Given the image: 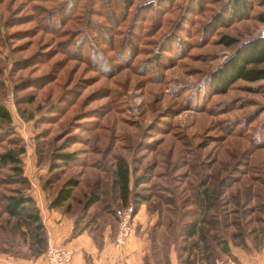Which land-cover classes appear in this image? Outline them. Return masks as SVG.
Segmentation results:
<instances>
[{
	"label": "rangeland",
	"instance_id": "1",
	"mask_svg": "<svg viewBox=\"0 0 264 264\" xmlns=\"http://www.w3.org/2000/svg\"><path fill=\"white\" fill-rule=\"evenodd\" d=\"M222 4L0 0V102L14 133L0 130V153L12 148L11 137L22 139L30 192L58 177L45 199L78 179L58 208L75 232L113 236L116 211L132 205L131 234L151 237L161 261L173 247L184 264L190 256L194 264H242L241 252L264 264V80L209 88L235 49L219 44L220 35L259 36L263 7L205 33ZM57 153L74 161L59 163ZM119 159L129 168L126 198L114 182ZM52 162L59 166L49 172ZM11 174L0 169V264H32L49 241H34L3 212L5 197L21 187L8 182ZM195 218L203 221L185 237Z\"/></svg>",
	"mask_w": 264,
	"mask_h": 264
},
{
	"label": "trees",
	"instance_id": "2",
	"mask_svg": "<svg viewBox=\"0 0 264 264\" xmlns=\"http://www.w3.org/2000/svg\"><path fill=\"white\" fill-rule=\"evenodd\" d=\"M174 0H159V2L172 3ZM194 4L200 3L201 0H193ZM255 5L263 7L262 11L255 14V19L264 23V0H223L222 7L213 15V17L205 24L203 31L211 33L216 31L219 27H228L238 20L250 17ZM152 8V6H150ZM77 37V36H76ZM75 37V38H76ZM218 43L226 47L235 46L234 52L230 58L217 70L211 78L209 88L213 92H226L236 81L244 80L246 82L254 83L264 80V37L259 35L239 41L237 38L221 34ZM11 115L5 105L0 102V130L5 135H12L10 127ZM10 143L12 148L0 153V169L8 168L12 174L7 177L8 182L19 184L21 187L14 189V194L5 197L3 204V212L11 217L20 219V223L26 225L33 239L37 240L40 236L39 242L44 246L49 239L48 230L42 222L39 210L35 199L28 193L30 188V181L24 174L23 160L21 155L25 152V145L21 138L11 137ZM38 162L42 161V149H38ZM54 160L59 163L68 164L74 161V155L71 153H57L54 155ZM59 163L52 162L49 166V172L59 166ZM42 184L43 190L47 191L48 184L57 180V175H53ZM115 184L119 192L124 198L129 194V168L123 159H119L116 163L115 170ZM79 184L77 178L67 179L58 190L49 197L48 207L59 208L66 203L72 196L73 188ZM97 201V198L92 196L84 208ZM69 206H67L68 208ZM205 212V211H203ZM202 212V214H203ZM202 219L195 218L193 221L186 224L184 228V236L191 237L196 233ZM87 228V227H84ZM83 229V228H81ZM80 230V229H79ZM224 249L229 253L227 246ZM188 264H194L192 259L187 257Z\"/></svg>",
	"mask_w": 264,
	"mask_h": 264
},
{
	"label": "crops",
	"instance_id": "3",
	"mask_svg": "<svg viewBox=\"0 0 264 264\" xmlns=\"http://www.w3.org/2000/svg\"><path fill=\"white\" fill-rule=\"evenodd\" d=\"M30 184L34 185L31 180ZM30 193L38 208L40 206L43 210L40 216L48 230V241L71 248L73 251L71 264H184L182 256L173 247L166 251L164 261H161L160 252L156 247L154 248L152 238L145 233L131 234L126 245L119 250L113 245L114 235L106 231L98 235L89 233L88 228L75 232L72 217L59 211L58 208H49L45 192L41 188ZM239 254L242 264H259L250 254L245 252ZM197 258L195 264H204L199 263ZM221 262L223 261L215 260V264Z\"/></svg>",
	"mask_w": 264,
	"mask_h": 264
},
{
	"label": "built area",
	"instance_id": "4",
	"mask_svg": "<svg viewBox=\"0 0 264 264\" xmlns=\"http://www.w3.org/2000/svg\"><path fill=\"white\" fill-rule=\"evenodd\" d=\"M135 212L132 205L124 209L116 211L117 226L114 235L113 245L121 250L130 237L133 228ZM73 251L71 248L61 244L49 242L43 254L32 264H71ZM219 264H235L231 260L229 262H221Z\"/></svg>",
	"mask_w": 264,
	"mask_h": 264
},
{
	"label": "water",
	"instance_id": "5",
	"mask_svg": "<svg viewBox=\"0 0 264 264\" xmlns=\"http://www.w3.org/2000/svg\"><path fill=\"white\" fill-rule=\"evenodd\" d=\"M260 35L264 37V29L261 31Z\"/></svg>",
	"mask_w": 264,
	"mask_h": 264
}]
</instances>
